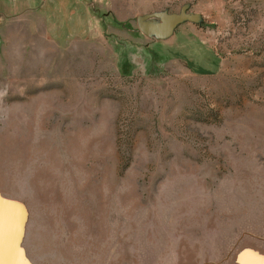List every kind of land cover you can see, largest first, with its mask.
I'll return each instance as SVG.
<instances>
[{
    "label": "rangeland",
    "instance_id": "1",
    "mask_svg": "<svg viewBox=\"0 0 264 264\" xmlns=\"http://www.w3.org/2000/svg\"><path fill=\"white\" fill-rule=\"evenodd\" d=\"M2 198L33 264L264 256V0H0Z\"/></svg>",
    "mask_w": 264,
    "mask_h": 264
},
{
    "label": "water",
    "instance_id": "2",
    "mask_svg": "<svg viewBox=\"0 0 264 264\" xmlns=\"http://www.w3.org/2000/svg\"><path fill=\"white\" fill-rule=\"evenodd\" d=\"M185 4L178 12L154 11L137 15L135 22L138 29L146 35L165 38L183 20L197 22L199 13L186 11ZM17 206L11 201L0 199V264H33L18 244L20 230L17 221L23 217V213L21 207ZM238 259L239 264H264V256L249 249L240 251Z\"/></svg>",
    "mask_w": 264,
    "mask_h": 264
},
{
    "label": "crops",
    "instance_id": "3",
    "mask_svg": "<svg viewBox=\"0 0 264 264\" xmlns=\"http://www.w3.org/2000/svg\"><path fill=\"white\" fill-rule=\"evenodd\" d=\"M187 2H189V1H187ZM213 66H214V65H213ZM213 66H210V65H209V66L205 67L204 69H209V70H211Z\"/></svg>",
    "mask_w": 264,
    "mask_h": 264
}]
</instances>
